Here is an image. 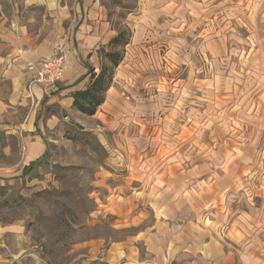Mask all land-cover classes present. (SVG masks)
Returning a JSON list of instances; mask_svg holds the SVG:
<instances>
[{
  "label": "rangeland",
  "instance_id": "374dc122",
  "mask_svg": "<svg viewBox=\"0 0 264 264\" xmlns=\"http://www.w3.org/2000/svg\"><path fill=\"white\" fill-rule=\"evenodd\" d=\"M94 1L108 25L94 71L106 63L101 51H123L107 103L48 129L44 155L24 173L21 133L0 122V224L24 235L4 240L3 264H103L85 242L104 250L133 234L115 226L125 209L112 201L153 183L156 198L185 200L183 215L242 264H264V0ZM22 4L0 0V74L2 26ZM25 18L39 36L52 33L45 5ZM78 21L64 24L66 40ZM118 31L128 43L109 45ZM129 213L151 208L141 201Z\"/></svg>",
  "mask_w": 264,
  "mask_h": 264
},
{
  "label": "crops",
  "instance_id": "0c3cea01",
  "mask_svg": "<svg viewBox=\"0 0 264 264\" xmlns=\"http://www.w3.org/2000/svg\"><path fill=\"white\" fill-rule=\"evenodd\" d=\"M44 5L51 18L52 33L41 37L32 31L30 19L25 17L30 7ZM72 14L79 21L70 39L66 40L64 24ZM11 22L8 29L2 26L8 32V53L0 74V122L10 123L4 127L6 130L21 133L22 173L44 155L48 129L61 119L79 122L94 117L107 103L111 84L93 115L83 114L72 106L73 93L88 85L90 70L94 71L93 61L98 60L96 49L105 42L108 25L101 21L94 0H24L20 14L14 15ZM61 43H65L67 49L62 79L54 89L34 83L30 93L26 64L50 58ZM157 186L153 183L148 191L144 185L141 191L135 192L136 195L112 201L114 206L125 209L124 213L116 215L115 226L135 231L123 239L111 241L104 250L100 249L99 242L86 241L84 245L89 258L100 256L104 259L103 264H242L241 256L236 259L233 252L226 251L200 218L183 215L185 200L156 198ZM141 201L149 205L151 214H130V208L139 206ZM23 237L22 225L0 224V264L4 262V240L19 241Z\"/></svg>",
  "mask_w": 264,
  "mask_h": 264
},
{
  "label": "trees",
  "instance_id": "16d2710c",
  "mask_svg": "<svg viewBox=\"0 0 264 264\" xmlns=\"http://www.w3.org/2000/svg\"><path fill=\"white\" fill-rule=\"evenodd\" d=\"M127 43L128 41L127 39H124V33L122 31H118L117 34L109 41V45L111 46H124ZM101 52L103 53L102 56L106 60V63H101L98 72L90 70L89 82L86 88L76 91L72 95V106L86 115H93L98 107L102 104L104 100V94L112 82L113 70L123 58V51L114 50L109 52ZM84 134L88 135L89 133L84 132ZM28 167L24 168L23 173L28 170ZM4 189V186H0V195L3 194ZM20 199L24 200V198ZM4 204H6V202L2 201L1 205ZM63 222L65 223L66 221Z\"/></svg>",
  "mask_w": 264,
  "mask_h": 264
},
{
  "label": "built area",
  "instance_id": "2783aa9c",
  "mask_svg": "<svg viewBox=\"0 0 264 264\" xmlns=\"http://www.w3.org/2000/svg\"><path fill=\"white\" fill-rule=\"evenodd\" d=\"M65 55V49L60 46L50 58L26 64V73L29 76L27 89L30 93L31 85L34 83L41 84L45 88L57 87V83L62 79Z\"/></svg>",
  "mask_w": 264,
  "mask_h": 264
}]
</instances>
